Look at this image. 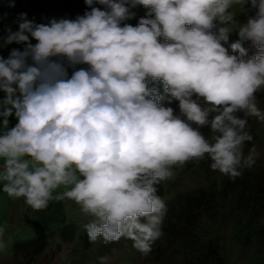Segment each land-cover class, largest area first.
I'll list each match as a JSON object with an SVG mask.
<instances>
[{"label": "clouds", "instance_id": "clouds-1", "mask_svg": "<svg viewBox=\"0 0 264 264\" xmlns=\"http://www.w3.org/2000/svg\"><path fill=\"white\" fill-rule=\"evenodd\" d=\"M85 3L91 11L75 20L35 24L21 13L19 30L8 29L4 44L26 46L0 56V184L33 211L71 200L92 217L84 225L91 242L124 237L147 255L167 211L155 185L173 168L208 158L212 170L236 178L255 163V148L245 158L243 145L253 140L247 119L264 122L255 95L264 91V0ZM241 3L257 11L238 25L229 10ZM127 5L143 6L149 18L121 26L135 15ZM233 24L239 40L228 53L221 42ZM80 64L87 69L69 77L68 67ZM153 82L178 101L179 114L160 105ZM13 113L18 123L8 130Z\"/></svg>", "mask_w": 264, "mask_h": 264}, {"label": "rangeland", "instance_id": "rangeland-1", "mask_svg": "<svg viewBox=\"0 0 264 264\" xmlns=\"http://www.w3.org/2000/svg\"><path fill=\"white\" fill-rule=\"evenodd\" d=\"M130 9V12L134 13L135 15L127 20L121 22V26L124 24H130L132 26H137L139 20L141 18H149L148 10L145 9L143 6L137 5L136 7H131L127 5ZM92 7H97L101 10H106V6L100 5L98 3H94ZM91 11V7L86 5L85 0H14V6H10V0H0V56L7 59L13 49L23 50L26 46L25 44H4V40L8 35V29H11L12 32H16L19 30L18 19L21 13H26V18L30 21H33L35 24H49L52 19L60 20V19H72L75 20L78 16H83L86 12ZM229 11H233L236 16L234 17L235 23L240 25L247 22L249 17H253L256 14L257 9H252L250 3H246L243 7V4L234 5L232 9ZM150 18H154V13L151 15ZM219 26V25H218ZM233 29L229 33V38L226 42H221L223 46L228 50V53L232 50L229 49L230 43L237 41L238 42V31L235 30L236 25H230ZM216 31V29H213ZM233 36H236L233 38ZM31 43L34 45L36 41L31 39ZM161 42H163V38H160ZM246 44H251V47L255 48L252 42L247 41ZM244 48L245 45H242ZM247 50V49H246ZM257 49L255 48L253 55H255ZM252 55V56H253ZM238 56V55H236ZM251 56V57H252ZM239 57V56H238ZM243 59L247 60L248 58L242 57ZM29 63L31 61L29 60ZM87 65L80 64L76 65L75 68L68 67V75L71 76L74 70H78L80 68L87 69ZM150 85V88H162L163 84L160 82H153ZM158 90V89H157ZM257 106L264 113V91L257 92ZM168 99L161 104L163 107H171L174 110L175 114H179V106L178 101L168 94ZM237 115L240 118H244V114L242 112H238ZM13 119V124L18 123V119L15 117L14 113L12 116L8 117V120ZM3 117H0V124H2ZM210 129L209 126L204 127V131L201 132L206 135L208 130ZM245 131L249 132L253 140L250 142H245L243 147V155L247 158L250 154H252L253 148H255L258 156L254 157L255 163L254 166H260V169L255 170L257 173L258 178H260L264 184V122H261L257 117H249L247 119V124L244 129ZM4 131L3 128H0V133ZM209 134H212L211 131ZM194 163L195 165H191L188 167L186 171H182V167L173 168L172 171L174 175L172 178L161 181L159 184L155 185L157 188V195L165 202L166 205V213L162 220V225L164 221L167 219L168 215L170 214L171 203L169 202L170 199L176 197L177 194L182 189H186V187H192V189H196L201 187L202 185L206 186L208 191L212 189V182L210 178L219 180V176H221V180L228 178V176L221 174L219 171L212 170L210 168L211 162H206L208 166H205L206 169H203L201 174L198 176V173L195 172L196 164H201L202 161H191L184 165V167L188 164ZM3 164V160L0 159V165ZM252 165V166H253ZM251 167H244L241 168L240 171L244 175L249 173L252 170ZM217 172V175H216ZM219 174V176H218ZM208 179V180H207ZM185 182V183H184ZM186 185H180V184ZM2 185V184H1ZM183 186H185L183 188ZM220 186V185H219ZM64 189H58L57 192H54V195L58 192H62ZM221 190V187H220ZM242 190V187L239 188V191ZM264 193V190H261ZM225 195L231 196L232 192L230 190H226ZM8 195L3 191H0V214L5 216V219H2L3 224L5 225L9 220L6 219V213L9 211L11 217V223L17 222L20 218H22V214L24 208L27 209V205L24 203V199H13L10 198L9 207L7 208V203L5 198ZM9 197V196H8ZM232 200H238V193H236ZM71 200L65 199L61 201V204L64 208V213L62 215H67L68 218L72 217L75 218L79 216L80 209L78 205H72L70 202ZM168 202V203H167ZM59 202L50 201L48 207L45 210L47 214L54 213V208L58 205ZM12 206V207H11ZM6 207V208H5ZM27 207V208H26ZM30 209V208H29ZM49 210H51L49 212ZM75 211V212H74ZM38 212V211H37ZM40 212V211H39ZM80 213V214H79ZM230 213L233 215L228 216L225 218L223 214L220 212L215 214L212 211L203 210L201 211L200 215V222L199 225L197 224L199 221V217L197 219L196 231L199 233H204L206 229L209 227H220L221 231H225L226 238L221 240L220 243V252L226 259L228 256L229 263L228 264H264V260H261L262 256H264V214L260 218V222L257 223L258 225L250 235L244 234H237V227L238 223H243L244 220L247 218L243 217V214L238 213L237 209L230 210ZM85 216L84 214H82ZM49 217V216H48ZM217 220L218 226L215 225V219ZM1 222V220H0ZM188 224L185 223V227ZM183 226V222H181L180 227ZM208 226V227H207ZM200 227V228H199ZM162 229V226H161ZM162 231V230H161ZM242 232V230L240 231ZM236 233V234H235ZM77 239L73 240L71 238H67L65 236H58L50 240V244H45L44 248L34 252L32 255H28V257H23L22 260L18 261L17 264H99L100 258L95 260H91V255L93 252L89 250L84 253V245L81 244L78 247H74V242ZM157 241V240H156ZM156 241L151 245V249H154L156 245ZM163 241V242H162ZM162 242V249L161 252L158 254L159 256L156 257V253L151 257V259L145 264H180L182 261L181 256L177 257L176 252L173 253L171 250L170 245H168L167 239H163L160 237V243ZM160 245V244H159ZM112 246V245H111ZM110 246V247H111ZM118 251H113V253L107 254L108 260L106 264H120L124 260L123 255L117 254ZM96 253V252H94ZM228 253V254H227ZM152 254V253H151ZM150 254V255H151ZM227 255V256H226ZM86 256V257H85ZM83 257H85L83 259ZM105 257V256H103ZM145 254L142 255V258L139 260L138 264H144L143 260L145 259ZM220 259V258H219ZM14 264V263H10ZM133 264V261L130 262Z\"/></svg>", "mask_w": 264, "mask_h": 264}, {"label": "trees", "instance_id": "trees-1", "mask_svg": "<svg viewBox=\"0 0 264 264\" xmlns=\"http://www.w3.org/2000/svg\"><path fill=\"white\" fill-rule=\"evenodd\" d=\"M157 89L163 97L165 95L168 96L167 93H164L163 86ZM5 95L4 92L0 91V100H2ZM167 99L168 97L163 98L159 102L160 105ZM15 125L16 124H13V119L9 120L8 130ZM0 128H3L2 124H0ZM200 130L204 131V127ZM210 131L209 129L205 137L211 141L213 134H209ZM207 161L211 162L210 159L205 158L201 164H196L197 167H195L194 173L197 172L199 176L202 170L206 169L205 166H208L206 163ZM191 165L195 164L192 163L188 164V166H183L181 170L186 171ZM257 169H260V166L256 167L253 165L252 170L246 175L241 173V175L236 178L228 176V178L224 180H221V176L218 174L220 181L210 178L212 182L211 191H208L205 185L196 189L186 187V189H182L176 197L170 199V214L163 225H161L163 233L161 237L167 239L168 245H170L173 253L176 252L177 257H183L180 264L229 263L228 256L226 255L227 257L225 259L220 252L221 240L226 238L225 231H221L220 227H209L204 233H199L195 229V225H199L201 211L203 210L212 211L215 216L221 212L225 218H228V216L233 215L230 213V210L237 209L238 213L243 214V217L247 218L243 223H238L237 234L250 235L255 231V228L259 225L256 224L261 221L260 218L264 214V193L261 192V190H264V184L260 181L261 179L258 178L257 173H255ZM184 183L180 185H186ZM184 187L185 186H183V188ZM241 187L242 190L239 191ZM226 190L232 192L231 196L224 194ZM236 193H238V200H232L231 198H233ZM5 201L8 208L10 197L7 196ZM70 202L72 205L75 204L73 201ZM63 205L64 204H61L60 201L58 205L54 207L56 208L54 213H49V215L46 210L44 212H37L33 211L30 207V209L27 208V206V209L24 208V211H26L23 212L22 218L17 222L13 220V223L10 222L11 217L8 211L6 213V219L9 221L5 225L2 222L5 216L0 214V227H4L3 236L0 238V242L3 243V247L0 248V264H17L23 257L26 258L28 255H32L34 252L43 249L45 244H50V240L58 236H65L73 240L77 239L73 246L78 247L83 244L85 248L84 253L88 250L93 252L89 255L91 260L103 256L106 257L107 254L118 251L117 254H121L124 257V260L120 262V264H130L131 261H133V264H138L143 253L134 247V241L122 237L117 242L105 243L103 238L99 237L95 242H91L84 229V225L89 223L92 217L83 216L80 212L79 216L68 218L67 215H62V213H64ZM50 211L51 210H49V212ZM198 217L199 221L197 223ZM214 219L216 220V218ZM181 222H183L182 227H180ZM185 223L188 224L186 227ZM214 226H218L217 220ZM241 230L242 232H240ZM162 242L160 243V238L157 239L154 249L145 255L146 257L143 260L144 264L146 261L148 262L152 256L154 258L155 253L156 257L159 256L158 254L161 252L160 249H162ZM85 257H83V259ZM261 260H264V256H262Z\"/></svg>", "mask_w": 264, "mask_h": 264}, {"label": "crops", "instance_id": "crops-1", "mask_svg": "<svg viewBox=\"0 0 264 264\" xmlns=\"http://www.w3.org/2000/svg\"><path fill=\"white\" fill-rule=\"evenodd\" d=\"M0 191H2V185L0 184Z\"/></svg>", "mask_w": 264, "mask_h": 264}]
</instances>
